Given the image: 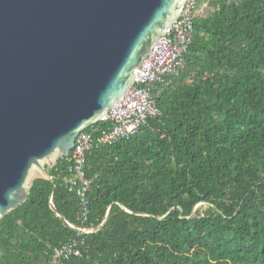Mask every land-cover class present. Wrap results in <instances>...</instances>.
I'll return each instance as SVG.
<instances>
[{
    "label": "trees",
    "instance_id": "trees-1",
    "mask_svg": "<svg viewBox=\"0 0 264 264\" xmlns=\"http://www.w3.org/2000/svg\"><path fill=\"white\" fill-rule=\"evenodd\" d=\"M210 3L160 114L87 154V219L60 157L0 219V264H52L74 239L58 264H264V0Z\"/></svg>",
    "mask_w": 264,
    "mask_h": 264
},
{
    "label": "water",
    "instance_id": "water-1",
    "mask_svg": "<svg viewBox=\"0 0 264 264\" xmlns=\"http://www.w3.org/2000/svg\"><path fill=\"white\" fill-rule=\"evenodd\" d=\"M185 0H0V219L53 181L78 134L136 82ZM53 205V204H52ZM54 207V206H53Z\"/></svg>",
    "mask_w": 264,
    "mask_h": 264
},
{
    "label": "built area",
    "instance_id": "built-area-1",
    "mask_svg": "<svg viewBox=\"0 0 264 264\" xmlns=\"http://www.w3.org/2000/svg\"><path fill=\"white\" fill-rule=\"evenodd\" d=\"M211 0H185L183 11L167 32L160 37L143 64L135 70L136 82L124 96L100 120L81 131L75 146L66 156L70 163L69 174L65 182L74 189L82 205L81 216L89 215L90 179L86 173L87 154L98 144L115 143L129 139L137 134L148 118L160 114L153 90L157 84L166 82L170 75L179 74L183 57L193 39L194 19L205 15L213 9ZM81 233L92 229L79 227ZM81 249L77 239L57 247L53 254L52 264H58L61 258L80 255Z\"/></svg>",
    "mask_w": 264,
    "mask_h": 264
},
{
    "label": "rangeland",
    "instance_id": "rangeland-1",
    "mask_svg": "<svg viewBox=\"0 0 264 264\" xmlns=\"http://www.w3.org/2000/svg\"><path fill=\"white\" fill-rule=\"evenodd\" d=\"M45 166H49L48 162L45 163ZM205 206H206V203H200L198 204L197 208L205 207Z\"/></svg>",
    "mask_w": 264,
    "mask_h": 264
}]
</instances>
